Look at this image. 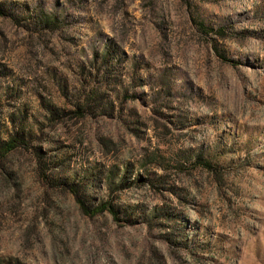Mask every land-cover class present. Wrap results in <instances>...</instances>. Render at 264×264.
<instances>
[{"label":"rangeland","instance_id":"1","mask_svg":"<svg viewBox=\"0 0 264 264\" xmlns=\"http://www.w3.org/2000/svg\"><path fill=\"white\" fill-rule=\"evenodd\" d=\"M11 138L0 264H264V0H0Z\"/></svg>","mask_w":264,"mask_h":264},{"label":"trees","instance_id":"2","mask_svg":"<svg viewBox=\"0 0 264 264\" xmlns=\"http://www.w3.org/2000/svg\"><path fill=\"white\" fill-rule=\"evenodd\" d=\"M223 58H225V57H223ZM225 60H227V59H225ZM228 61L230 62V60H228ZM20 142H21V139H18V138H11L8 141L3 142L2 144H0V155L5 156L8 152L15 149L17 147V144H19ZM109 208L113 212V214L116 216V219L119 220V218L117 216V212L112 207H109ZM104 209L107 210V207L105 205H103L101 208H99L98 211L104 210Z\"/></svg>","mask_w":264,"mask_h":264}]
</instances>
